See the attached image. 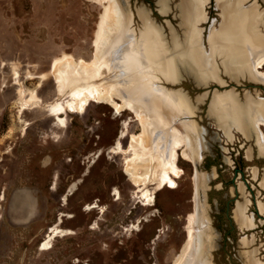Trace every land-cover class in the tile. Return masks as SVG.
Listing matches in <instances>:
<instances>
[{"label": "rangeland", "instance_id": "1", "mask_svg": "<svg viewBox=\"0 0 264 264\" xmlns=\"http://www.w3.org/2000/svg\"><path fill=\"white\" fill-rule=\"evenodd\" d=\"M252 1L264 15V1ZM181 3L0 0V196H6L0 202V264H174L192 220V228L202 221L211 236V264H264V213L258 209L264 203V153L255 133L247 138L235 130L229 139L210 108L215 92H233L241 102L247 94L264 98L263 84L223 69L220 82L207 85L187 73L174 85L162 82L167 91L179 93L187 112L180 120L196 131L202 151L199 172L181 158L174 188L158 192L162 172L148 188L135 187L123 172L132 153H111L125 123L128 136L120 140L126 148L131 136L142 132L141 120L130 111L119 117L106 104L72 112V98L62 97L50 73L53 62L65 56L94 62L99 24L105 10L113 12L116 5L126 18L132 16L135 35L141 36L146 14L168 47L183 44L184 50ZM219 13L209 0L208 20L201 25L205 41L212 22H221ZM184 56L179 71H191L193 63ZM103 75V82L114 83L105 69ZM238 204L254 226L238 222ZM56 228L67 237L41 251Z\"/></svg>", "mask_w": 264, "mask_h": 264}, {"label": "bare ground", "instance_id": "2", "mask_svg": "<svg viewBox=\"0 0 264 264\" xmlns=\"http://www.w3.org/2000/svg\"><path fill=\"white\" fill-rule=\"evenodd\" d=\"M215 3L221 22L219 25L215 20L212 22L205 41L201 25L208 20L209 0H182L181 10L186 27L184 50L183 44L174 43L168 47L170 44L165 42L159 28L149 21L146 14L141 15L144 25L141 36L135 35L132 16L131 20L126 18L116 5L113 12L105 10L99 24L94 43L97 55L93 63H76L67 56L53 62L50 73H54L57 90L62 97L72 98L73 101L68 104L72 112L84 114L92 104H106L119 117L130 111L141 120L142 132L131 136L130 146L125 148L120 140L128 136V123H125L119 140L111 150L115 155L132 153V158H126L123 172L135 187L148 188L162 172L158 178V192L167 187L174 188V178L181 177L180 159L195 167L200 162L198 156L202 146L198 134L180 120L187 114L179 101L180 95L176 91H167L161 86L162 82L174 85L179 82L180 75L187 73L197 83L207 85L209 82H220V69H223L231 77L252 78L264 85V15L258 2L215 0ZM183 54L193 63L191 71L187 68L179 71V62L186 59ZM104 69L113 75L114 83L103 82ZM210 108L229 139L234 138L235 130L247 138L250 133H255L257 146L264 153V131L261 128H264V98L259 94L256 98L247 94L241 102L233 92H215ZM59 109L54 107L55 111ZM247 158L252 160L251 149L247 150ZM252 173L256 179L257 170L253 168ZM115 195H119L118 190ZM94 208L96 206L88 210ZM258 209L260 214L264 213V203H259ZM236 215L239 223L254 226L253 219L244 216V207L240 204ZM194 222L192 220V225L188 226L187 243L174 264H211V236L209 239L202 221L200 226L192 228ZM61 229L56 228L49 233L41 251H51L54 241L67 237ZM251 264L257 263L253 260Z\"/></svg>", "mask_w": 264, "mask_h": 264}, {"label": "flooded vegetation", "instance_id": "3", "mask_svg": "<svg viewBox=\"0 0 264 264\" xmlns=\"http://www.w3.org/2000/svg\"><path fill=\"white\" fill-rule=\"evenodd\" d=\"M0 202H5L6 200V196H5V193H3L1 196H0ZM1 208V207H0ZM28 210V209H27Z\"/></svg>", "mask_w": 264, "mask_h": 264}, {"label": "water", "instance_id": "4", "mask_svg": "<svg viewBox=\"0 0 264 264\" xmlns=\"http://www.w3.org/2000/svg\"><path fill=\"white\" fill-rule=\"evenodd\" d=\"M264 1V0H263ZM197 171H199V165L196 167Z\"/></svg>", "mask_w": 264, "mask_h": 264}]
</instances>
